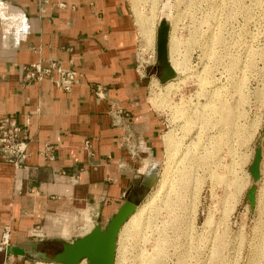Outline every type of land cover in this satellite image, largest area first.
<instances>
[{
	"label": "crops",
	"instance_id": "crops-1",
	"mask_svg": "<svg viewBox=\"0 0 264 264\" xmlns=\"http://www.w3.org/2000/svg\"><path fill=\"white\" fill-rule=\"evenodd\" d=\"M51 61L82 74L70 93L25 82L29 66ZM141 70L127 0H0V120L15 117L32 139L23 168L0 157V256H33L83 220L91 229L89 216L108 219L143 185L166 124Z\"/></svg>",
	"mask_w": 264,
	"mask_h": 264
},
{
	"label": "rangeland",
	"instance_id": "rangeland-1",
	"mask_svg": "<svg viewBox=\"0 0 264 264\" xmlns=\"http://www.w3.org/2000/svg\"><path fill=\"white\" fill-rule=\"evenodd\" d=\"M127 2L138 32L141 72L144 76L153 79L149 102L166 124L157 164L159 174L155 167L149 182H156L155 185L152 184L153 188L150 189L145 200L147 201L150 197L155 198L142 209L143 225L149 222L148 218L150 221L153 220V208L161 206L170 196L174 198L170 187L173 188L176 184L180 187L178 190L184 192V201L176 202L178 208H174L176 212L173 213L176 216L181 215L179 218L182 223L177 222L173 226L165 227L167 245L163 264H176L179 254L186 251L189 243L192 245L187 254L189 257L187 264H219L211 258L213 234H209L218 230V233H215L217 235L221 233L224 236L221 246L222 264H264V0H127ZM141 17L150 19L151 45L149 48L146 47L142 37ZM161 19H168L171 23L170 53L172 54L170 58H174L178 65L176 71L178 77L172 80L170 85H162L156 72L158 24ZM173 47L176 48V53H173ZM204 80L205 85H203ZM219 92L227 106H234L232 113L235 112L236 122L231 128L232 132L231 130L226 132V128H220L218 122L213 121L207 124L206 118L203 123L202 114H207L204 111L205 105L214 101L215 94ZM168 135L174 142L170 150L166 145ZM224 138L225 142L231 139L234 147L232 146L231 151L228 147L222 151V158H224L222 164L225 167H222L219 172H222L220 175L223 181L211 179L209 172L206 173V168H199L196 171L197 176L195 175V179L199 180H196L197 183L194 186L187 188L182 180L179 184L180 177L177 175H179L180 159L192 155L197 161H201L205 154L204 150H211L216 140H224ZM193 142L199 143L202 147L199 150L193 148ZM257 152L260 153V161L258 177L255 179L250 170ZM231 153H235L233 157ZM233 159L236 163L232 161ZM183 166H187V163L185 162ZM230 167H235L234 174L228 172ZM168 168L170 169L169 177L162 183ZM147 170L148 168L142 169V173L146 174ZM229 178L230 180H227ZM238 185L240 187H236ZM252 189H254L253 204L248 198ZM142 190L141 184L135 190L132 189V192L138 194ZM126 200L127 197L124 201ZM232 202H235V205L234 212L231 214L228 210L233 207ZM194 205L195 207L198 205L197 220H195ZM118 210L114 211L108 219L92 217L91 222L94 225H91V229L97 224L105 228ZM209 211H212L218 225L213 229H206L205 232L203 223ZM167 213L165 211L160 216L163 222L158 220L160 229L164 228L165 222L170 220V215ZM64 215L59 216L57 220L61 222L71 220ZM191 220L194 222L191 223ZM81 223V227L73 229L72 234L66 236V240H59L57 244L72 243L91 232L84 220ZM65 224L64 222L63 225ZM150 224V234L152 233L153 238L144 239L146 225H142L139 233L134 227L133 220L128 223L126 230L123 229L124 231L118 237L117 263L115 261V264H147L148 259L145 260L146 262L141 259L142 251L145 250L146 254H144L149 257L158 255L156 245H153L156 244V239L158 240L155 231L158 226L156 227L157 224L155 225L154 221ZM33 234L31 240L34 246V240L40 239L43 233L38 230ZM192 234L196 241L193 240ZM205 237H207V243L203 245V241L200 243L198 240ZM153 248L156 249V253ZM1 255L0 264H56L31 256L23 259L9 254L6 259L4 252ZM84 264L89 262L85 261Z\"/></svg>",
	"mask_w": 264,
	"mask_h": 264
},
{
	"label": "bare ground",
	"instance_id": "bare-ground-1",
	"mask_svg": "<svg viewBox=\"0 0 264 264\" xmlns=\"http://www.w3.org/2000/svg\"><path fill=\"white\" fill-rule=\"evenodd\" d=\"M149 17V16H148ZM142 18V17H141ZM149 23H150V19L149 18H147V17H144V18H142V20L140 21V25H141V28H142V37H143V39H144V42H145V45H146V47H150V43H151V31H150V28H149ZM174 43H175V40H174ZM176 45V44H175ZM146 51V50H145ZM170 51H171V48H170V43H169V55L170 54H172V53H170ZM172 51H173V53L175 52L176 53V48L175 47H173L172 48ZM171 59V63H172V66L174 67V69H175V71H177V69H178V65H177V62L174 60V58H170ZM172 83V81H170V82H168V83H166V85H170ZM206 84V81L204 80V84L203 85H205ZM213 95V94H212ZM212 98V97H211ZM206 107H205V112H207V114L205 115V114H202V116H204V121H203V123L205 122V118H206V120H207V124L208 123H213V121L214 122H218V124L220 125V128H226V132L228 131H230L231 130V128L232 127H234V124H235V122H236V116H235V112H234V114L232 113V111H234V106H227V104H225L223 101H222V98H221V94H220V92L219 93H216L215 94V100L214 101H210V102H208V104H206L205 105ZM226 111H227V113H226ZM231 116V117H230ZM228 118H230V120L228 119ZM192 122H193V120H192ZM209 125H211V124H209ZM208 126V125H207ZM218 126V125H217ZM231 132H232V130H231ZM230 132V133H231ZM167 138V140H166V145H167V148L170 150L171 148H172V145H173V139L171 138V136L169 137V135H168V137H166ZM222 138V137H221ZM233 143V141L231 140V139H229L228 140V142H225V138H224V140L223 139H220V140H216L215 142H214V144H213V147H212V149L211 150H204V156L201 158V161H197L196 159H195V157L193 158L192 157V155H191V157L189 156V157H186V158H183V159H180V161L178 162V171H179V175H177L178 177H180L179 179H180V182H179V184L181 183V180L182 181H184L183 183L186 185V187L187 188H189V186H191L192 187V185L194 186V184L195 183H197L196 182V180L198 179V178H196L195 179V175H196V171L199 169V168H206L207 169V171H206V173L207 172H209V174L211 175L210 177H211V179L212 178H214V179H216L217 181H223L222 179V177H221V175H220V173H222V172H219V170H221L222 169V167H223V165L224 164H222V160L224 159V158H222V151L224 150V148H226V147H228V148H230V151H231V149L234 147V145L232 144ZM235 143V142H234ZM192 144V143H191ZM193 145H194V147H193ZM193 145H192V147L193 148H196L197 150H199L201 147H202V145H200L199 143H195L194 144V142H193ZM174 146V145H173ZM209 146V145H208ZM212 146V145H211ZM233 146V147H232ZM206 147V146H205ZM227 148V149H228ZM206 149V148H205ZM191 150V149H190ZM194 150V149H193ZM189 153H191V152H189ZM228 153V152H227ZM230 153V152H229ZM185 154V153H184ZM188 154V153H187ZM193 154V153H192ZM202 154V153H201ZM235 154V153H234ZM234 154H232L231 153V155H232V157H233V155ZM227 155V154H226ZM225 155V156H226ZM230 155V154H229ZM184 156V155H183ZM188 156V155H187ZM228 158V157H227ZM229 159V158H228ZM235 159H233L232 161L233 162H235L234 161ZM231 161V160H230ZM231 161V162H232ZM187 163V166H183V164L184 163ZM236 163V162H235ZM226 164V163H225ZM228 164H231V163H228ZM233 165V164H232ZM231 165V166H232ZM235 166V165H234ZM225 167V166H224ZM223 167V168H224ZM235 168V167H234ZM234 168H227L228 169V172L230 173V174H234ZM225 171H226V168L224 169ZM169 172H170V169L168 168V170L166 171V173H165V176H164V178H163V180H162V183H164L167 179H168V177H169ZM177 172V171H176ZM228 173V174H229ZM175 174H177V173H175ZM208 174V173H207ZM226 174V173H225ZM174 175V174H173ZM205 175V174H204ZM227 175V174H226ZM197 176V175H196ZM228 176V175H227ZM236 175H234V177H235ZM171 177V176H170ZM209 177V178H210ZM232 177V176H231ZM234 177H233V179H234ZM237 177V176H236ZM175 178V177H174ZM173 178V179H174ZM172 179V178H171ZM172 179V180H173ZM213 179V180H214ZM237 179V181H238V178H236ZM199 180V179H198ZM212 180V181H213ZM226 180V179H225ZM227 180H230V178L229 179H227ZM226 180V181H227ZM176 181V180H175ZM174 181V182H175ZM172 182V181H171ZM240 182H241V180H240ZM172 184V183H171ZM174 184V183H173ZM217 184V183H216ZM221 184V183H220ZM219 184V185H220ZM224 184V183H223ZM231 184H232V180H231ZM230 184V185H231ZM177 185H178V183H177ZM212 185V184H211ZM226 185H228V184H226ZM225 185V186H226ZM173 186V185H172ZM196 186V185H195ZM218 186V185H217ZM217 186H216V188H217ZM224 186V185H223ZM233 186V185H232ZM234 187V186H233ZM232 187V188H233ZM236 187H240L239 185L238 186H236ZM171 188V193H172V196H174V198H172L171 196H170V198H167L168 200H166V201H164L163 203H162V205L161 206H157V207H155V208H153V220L152 221H150L149 220V218L147 219V221H149V222H146L144 225H146L145 227H144V233H143V238L144 239H146V238H151L152 237V233L150 234V226H151V224H150V222H153L154 221V224L156 225L157 223H159L160 221H162V219L160 220V216H161V214H163V212H165V211H167L168 213L167 214H169L170 215V217H169V221H167V222H165V224H164V228L165 227H167V226H173V225H175V223H177V222H179V223H182V220L179 218L180 216H176V215H173V213L174 212H176L175 210H174V208H176L177 207V205H178V201H182L183 199H184V192H182L181 190H178V188H180V187H178V186H176V184L173 186V188L172 187H170ZM227 188H229V187H227ZM231 188V189H232ZM242 188V187H241ZM244 188V187H243ZM182 189V188H181ZM234 190H235V188H233ZM168 190V191H169ZM229 190H230V188H229ZM238 190V189H237ZM184 191V190H183ZM211 191V190H210ZM228 191V190H227ZM236 191V190H235ZM234 191V192H235ZM243 191V190H242ZM238 192V191H237ZM171 193H169V194H171ZM173 193H174V195H173ZM229 193H231V192H229ZM227 194H228V192H227ZM226 195V194H225ZM167 196V195H166ZM226 197V196H225ZM234 197V196H233ZM233 197H232V200H233ZM155 197H150V198H148L147 199V201L143 204H141L140 206H138V208H137V210L135 211V213L132 215V216H130V218L127 220V222L124 224V226L122 227V229H121V231H120V234L119 235H121L122 234V232L124 231V230H126L125 229V227L128 225V223L130 222V221H132L133 220V222H134V227L136 228V230L140 233L141 232V230H140V228H142V225H143V219H142V209L146 206V205H148V204H150L152 201H153V199H154ZM237 198V197H236ZM176 199H177V201H176ZM215 199V198H214ZM229 199L231 200V197H229ZM163 200V199H162ZM236 200V199H235ZM184 201V200H183ZM176 202H178V203H176ZM227 200H226V204H227ZM231 202V201H230ZM155 203V202H154ZM199 203V202H198ZM233 203V204H232ZM232 203H230V204H232L233 205V207H231L229 210H228V213H233L234 212V203L235 202H232ZM194 204V203H193ZM237 204V203H236ZM193 206V205H192ZM191 206V207H192ZM180 207V206H179ZM194 207H195V205H194ZM194 207H193V210H194ZM197 207H198V205H197ZM197 207H195V220H197V217H198V208ZM262 207V206H261ZM178 208V207H177ZM183 208V207H182ZM120 209V208H119ZM192 209V208H191ZM263 209V208H262ZM179 210V209H178ZM181 211V210H180ZM118 212V211H117ZM212 212V211H211ZM210 211H209V215L207 216V219L205 220V222L203 223L204 225H203V228L205 229V232H206V229H213L214 227H217V221H216V219L214 218V216L212 215V213H211ZM226 212H227V210H226ZM178 214H179V212H178ZM164 215H166V214H164ZM163 218V217H162ZM221 218V217H220ZM89 221H88V223L90 224L91 223V217L89 216ZM112 219V218H111ZM158 220H160L159 222H158ZM163 220H165V219H163ZM194 220V219H193ZM193 220H191L190 222L192 223V222H194ZM223 221V220H222ZM163 222V221H162ZM220 222V221H219ZM153 224V223H152ZM143 225V226H144ZM154 225V226H155ZM222 225V224H221ZM158 226V224L156 225V227ZM103 227V226H102ZM107 227V226H106ZM105 227V228H106ZM162 227V226H161ZM220 227V226H219ZM218 227V228H219ZM152 228V227H151ZM163 227H162V229H160V227L158 226V228H157V230H155L156 231V234L158 235V240L156 239V244H153L154 246H155V248L157 249V253H156V249L154 250V248H153V250L155 251L154 253H156V254H158V255H154V256H151V257H149L148 255H145L146 253H145V251L143 252L142 251V254H141V256H142V258L141 259H143L144 260V262H146L145 260L146 259H148V262H147V264H163L165 261V250H166V245H167V237H166V235H167V233L165 232L167 229L165 228L164 229ZM168 228V227H167ZM124 229V230H123ZM219 231V230H218ZM218 231H214V233L215 232H217L218 233ZM208 232V231H207ZM209 232H210V230H209ZM166 233V234H165ZM214 233H209V234H213V237L211 238V240H212V248H211V255H212V257L211 258H214L217 262H219V264H222V260H223V255L221 254V246H222V244H223V237L224 236H222V234L220 233V234H216L215 233V235H214ZM150 234V235H149ZM222 236V237H221ZM119 237V236H118ZM190 237V236H189ZM153 238V237H152ZM155 238V237H154ZM192 238H193V234H192ZM208 238H210V237H208ZM149 240V239H148ZM193 240L194 241H196L194 238H193ZM224 240H225V238H224ZM145 241V240H144ZM143 241V242H144ZM152 241H154V239H152ZM199 242L201 241H203L202 242V244L204 243H207V237H205L204 239H200V240H198ZM197 241V242H198ZM200 242V243H201ZM219 244H217V243ZM225 242H227V241H225ZM146 243V242H145ZM157 244H159V245H157ZM203 244V245H204ZM216 244V245H215ZM117 245H118V241H117ZM153 245H151V247L153 246ZM191 245H192V243H189L188 244V247H187V249H186V251L184 252H182L181 254H179L180 256H178V258H177V260H176V264H187V262H188V256H187V254L189 253V249L191 248ZM218 245V246H217ZM224 246V245H223ZM225 246H226V244H225ZM263 248H264V246H263ZM225 249V248H224ZM262 251V250H261ZM153 252V251H152ZM116 253H117V249H116ZM145 253V254H144ZM261 255V254H260ZM259 255V256H260ZM263 255V254H262ZM258 256V255H257ZM264 256V255H263ZM210 258V259H211ZM225 259V258H224ZM142 260V261H143ZM255 260V259H254ZM259 260V259H258ZM85 261H87V260H83L80 264H84V262ZM115 261H116V257H115ZM225 262V261H224ZM254 263H255V261H253ZM116 263H117V261H116ZM115 264V263H114ZM253 264V263H252Z\"/></svg>",
	"mask_w": 264,
	"mask_h": 264
},
{
	"label": "water",
	"instance_id": "water-1",
	"mask_svg": "<svg viewBox=\"0 0 264 264\" xmlns=\"http://www.w3.org/2000/svg\"><path fill=\"white\" fill-rule=\"evenodd\" d=\"M170 33V21L168 19H161L158 24L156 72L157 78L162 85H165L178 77L177 72L172 66L169 55ZM259 161L260 153L257 152L250 170V173L255 179L258 177ZM157 164H155L156 166L153 165L149 168L147 173L144 175L142 192L135 194L131 190L126 196L127 200L109 221L106 228L97 224L91 232L85 236L76 239L72 243H62V251L53 257L41 252H38L32 257L40 258L45 262H52L56 264H80L83 260H87L89 264H114L120 231L130 216L135 213L138 206H140L148 196L150 189L153 188L152 184L156 181L153 183L152 181H149L155 167L158 170ZM248 198L253 204L254 189L250 190Z\"/></svg>",
	"mask_w": 264,
	"mask_h": 264
},
{
	"label": "built area",
	"instance_id": "built-area-1",
	"mask_svg": "<svg viewBox=\"0 0 264 264\" xmlns=\"http://www.w3.org/2000/svg\"><path fill=\"white\" fill-rule=\"evenodd\" d=\"M142 63L145 62L142 61ZM55 76L57 77L55 78ZM81 78V73L76 70H64L56 61L47 64L44 62L33 64L26 69L24 76L27 83L50 80L58 89L66 93H70ZM104 92L103 87L97 86L93 93L96 98L102 99ZM31 141V137L15 117L9 116L0 120V157L3 162L11 164L17 169L23 168L29 157ZM132 156L135 154L132 153ZM10 236L11 230L8 228L3 234L2 246L8 245Z\"/></svg>",
	"mask_w": 264,
	"mask_h": 264
},
{
	"label": "flooded vegetation",
	"instance_id": "flooded-vegetation-1",
	"mask_svg": "<svg viewBox=\"0 0 264 264\" xmlns=\"http://www.w3.org/2000/svg\"><path fill=\"white\" fill-rule=\"evenodd\" d=\"M96 218H98V217H96ZM57 243H54V242H48V243H46V242H44V248L42 250H40V251L34 252L33 255L37 254L38 252H41V253H46L50 257H53L54 255H56L59 252H61L62 249H63V245L62 244L59 245ZM26 258H30V257H28V255H27V256L24 257V259H26Z\"/></svg>",
	"mask_w": 264,
	"mask_h": 264
}]
</instances>
